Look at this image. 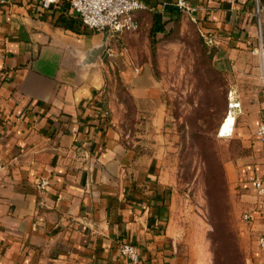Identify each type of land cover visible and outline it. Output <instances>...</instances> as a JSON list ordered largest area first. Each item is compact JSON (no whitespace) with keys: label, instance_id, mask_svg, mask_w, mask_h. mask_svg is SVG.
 <instances>
[{"label":"crops","instance_id":"obj_1","mask_svg":"<svg viewBox=\"0 0 264 264\" xmlns=\"http://www.w3.org/2000/svg\"><path fill=\"white\" fill-rule=\"evenodd\" d=\"M140 1L138 29L111 36L84 26L68 0L49 8L0 0V264H131L121 243L137 247L140 264H179L161 160L164 88L147 59L150 41L186 15L213 36L221 61L247 57L250 69L257 18L251 0H188L187 13L177 0ZM112 70L147 129L127 131ZM231 100L234 134L248 151L226 166L228 182L251 216L248 261L264 264V195L254 186H264V142L255 134L264 92ZM42 178L49 183L40 189Z\"/></svg>","mask_w":264,"mask_h":264},{"label":"rangeland","instance_id":"obj_2","mask_svg":"<svg viewBox=\"0 0 264 264\" xmlns=\"http://www.w3.org/2000/svg\"><path fill=\"white\" fill-rule=\"evenodd\" d=\"M258 32L250 48L255 59L250 69H246L250 64L247 57L240 62L231 57L221 61L217 47L206 44L203 34L186 15L178 16L158 33L154 30L150 41L147 59L164 88L161 160L170 191L169 217L179 264H214V230L220 224L234 239L226 243L235 242L244 264H252L248 261L252 236L242 219V201L229 185L226 168L248 150L234 134L235 119L230 135L221 136L219 130L231 109V93L248 96L258 90L264 92ZM110 79L124 98L123 123L127 131L130 129L132 134L142 127L147 129V122L138 121L134 103L119 75L112 70Z\"/></svg>","mask_w":264,"mask_h":264},{"label":"built area","instance_id":"obj_3","mask_svg":"<svg viewBox=\"0 0 264 264\" xmlns=\"http://www.w3.org/2000/svg\"><path fill=\"white\" fill-rule=\"evenodd\" d=\"M40 5L44 8H49L52 4L58 2V0H39ZM71 10H73L80 22L87 28L99 31L108 32L111 36H118L121 33L136 31L139 27V23L136 19L135 13L138 10L145 8V5L140 0H68ZM255 6V13L258 25L259 34V47L260 54V67L261 78L264 84V52L261 37V5L260 0H251ZM175 6L182 12H190L192 7L188 0H177ZM204 40L208 46L216 45V41L211 35L203 34ZM257 52V49L254 50ZM230 114V112H229ZM226 120V119H225ZM225 122V121H224ZM223 122V123H224ZM233 120L226 126H221L219 134L221 136L230 135L233 131ZM223 125V124H222ZM255 134L261 141L264 142V122L260 123L256 128ZM3 166L0 162V171ZM49 181L42 178L36 182L37 188H44ZM255 189L258 194L264 195V186L260 180H256L254 183ZM242 219L246 224L251 221L249 212L245 211L242 214ZM257 245L259 248L264 249V235H260L257 238ZM119 250L131 264H140V255L135 245L131 243H121Z\"/></svg>","mask_w":264,"mask_h":264},{"label":"trees","instance_id":"obj_4","mask_svg":"<svg viewBox=\"0 0 264 264\" xmlns=\"http://www.w3.org/2000/svg\"><path fill=\"white\" fill-rule=\"evenodd\" d=\"M102 107L103 97L98 99ZM98 100H94L96 103ZM203 154H207L205 149H201ZM219 228L214 230V264H244V258L235 242L230 241L232 236L227 227L220 224ZM233 239V238H232ZM234 240V239H233Z\"/></svg>","mask_w":264,"mask_h":264},{"label":"water","instance_id":"obj_5","mask_svg":"<svg viewBox=\"0 0 264 264\" xmlns=\"http://www.w3.org/2000/svg\"><path fill=\"white\" fill-rule=\"evenodd\" d=\"M101 52V47L98 48H94L92 50L89 51V61H94L95 58L98 56V54Z\"/></svg>","mask_w":264,"mask_h":264},{"label":"bare ground","instance_id":"obj_6","mask_svg":"<svg viewBox=\"0 0 264 264\" xmlns=\"http://www.w3.org/2000/svg\"><path fill=\"white\" fill-rule=\"evenodd\" d=\"M233 119V116H232V114H228L227 115V118H226V120H225V122L223 123V127H226L228 124H229V122H230V120H232Z\"/></svg>","mask_w":264,"mask_h":264}]
</instances>
